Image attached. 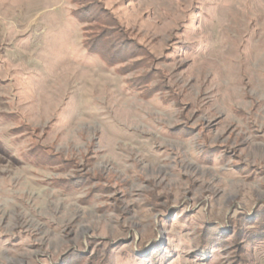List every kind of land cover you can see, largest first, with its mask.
Returning a JSON list of instances; mask_svg holds the SVG:
<instances>
[{
  "label": "rangeland",
  "instance_id": "374dc122",
  "mask_svg": "<svg viewBox=\"0 0 264 264\" xmlns=\"http://www.w3.org/2000/svg\"><path fill=\"white\" fill-rule=\"evenodd\" d=\"M260 205L264 0H0V264H264Z\"/></svg>",
  "mask_w": 264,
  "mask_h": 264
},
{
  "label": "trees",
  "instance_id": "16d2710c",
  "mask_svg": "<svg viewBox=\"0 0 264 264\" xmlns=\"http://www.w3.org/2000/svg\"><path fill=\"white\" fill-rule=\"evenodd\" d=\"M93 3V2H92ZM90 6L94 5L93 4H89ZM93 9H89L91 7H89L87 10L84 11V14L82 13V9H78V11L75 13L76 14V20L78 21V23H87V24H90V23H95L97 24L98 26H101L102 25L104 27H107V26H118L114 19L111 18H108L107 16H109L107 14V16L105 17L107 20H105L103 18L104 14H106L105 12H103L101 10V8L97 7L96 4L94 6H92ZM109 19V21H108ZM104 20V22H103ZM113 29L115 30V27H113ZM115 32V31H113ZM105 34V33H104ZM98 35L96 37H94V39L91 41V40H87L84 42V49L86 50L87 53L91 54V55H96L98 56L101 61L104 63L105 66H109V67H113L115 66L116 64H120L122 63L120 61V59H117V57H119V52L118 50L114 49V41L116 40L119 44H122L124 45V35L123 33L121 34H116L113 38H115V40L110 43L111 41V35L108 36V35ZM115 34V33H112V35ZM108 36V37H107ZM27 154H29L31 160H32V163L36 164V165H39L41 163V160L39 161L38 160V157L36 154H34L33 150H28ZM206 156H209L210 154H205ZM205 155H203V157H206ZM53 158V157H52ZM54 159V158H53ZM73 179H76V180H79L77 178H73ZM73 179H69L68 181L69 182H64V181H61L59 184V188L63 189V191L65 192H69V191H72L75 189L76 185H80L82 184L81 181L79 182H75L73 183ZM264 205H260L255 213L253 214L254 216L252 217V219H245L248 221V224L249 223H252L251 224V227L249 228V230H247L246 234H245V237L246 238V241L247 242H251V243H254L255 241L256 242H263L264 241ZM246 222V221H245ZM244 222V223H245ZM214 232L213 233H209V234H214L216 237H221V233L218 232V229H215L213 230ZM235 234L237 236H240V233H237V231H235ZM244 236V235H243ZM228 238V237H227ZM227 238L224 240V242H226ZM203 243V241L201 242V244ZM238 264H241V262L239 261ZM243 264V262H242Z\"/></svg>",
  "mask_w": 264,
  "mask_h": 264
}]
</instances>
